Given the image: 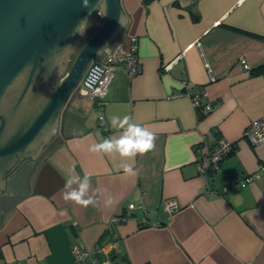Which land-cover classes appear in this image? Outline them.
Instances as JSON below:
<instances>
[{"label":"crops","instance_id":"1","mask_svg":"<svg viewBox=\"0 0 264 264\" xmlns=\"http://www.w3.org/2000/svg\"><path fill=\"white\" fill-rule=\"evenodd\" d=\"M120 7L127 22L112 46L136 37L139 70L128 78L118 65L99 105L71 94L57 141L26 165L0 214V264H76L73 245L112 249L111 233L117 257L132 264H264V142L242 136L253 121L264 132V74H250L264 65V0H120ZM196 92L211 107L201 118ZM126 115L155 135L131 176L118 167L131 161L88 150L118 136L110 119ZM220 137L235 150L203 176L196 147ZM70 175L90 176L95 205L63 200ZM165 199L178 203L173 214ZM129 203L131 216L110 225Z\"/></svg>","mask_w":264,"mask_h":264},{"label":"water","instance_id":"2","mask_svg":"<svg viewBox=\"0 0 264 264\" xmlns=\"http://www.w3.org/2000/svg\"><path fill=\"white\" fill-rule=\"evenodd\" d=\"M81 5L82 0H0V195L16 170L41 159L71 94L96 86L104 72L101 56L125 27L120 0ZM94 15L101 22L80 45Z\"/></svg>","mask_w":264,"mask_h":264},{"label":"built area","instance_id":"3","mask_svg":"<svg viewBox=\"0 0 264 264\" xmlns=\"http://www.w3.org/2000/svg\"><path fill=\"white\" fill-rule=\"evenodd\" d=\"M136 37H131L128 41V47L124 45L117 44L116 46L107 47L104 50V53L101 56L100 63L104 69V72L100 79L97 81L96 86L91 92H87L84 88L79 89V93L90 96L91 99H95L99 105L103 97L105 96L106 89L111 83V80L114 76L115 68L120 65L127 77H133L137 74L139 70V58L136 54L137 52V43ZM110 50V48H112ZM242 63L245 69H248V65L241 58L239 60ZM200 92L192 94V99L194 101L195 109L200 114H207L210 110V104L205 103L204 105L200 101L202 95H206L204 92L200 95ZM98 124L104 130L107 129L105 118L99 114L98 115ZM261 121H253L249 124L243 131L242 136L247 140L251 145L259 144L264 142V132L262 130ZM197 150V171L199 174L206 176L208 172L215 171L219 168L222 160L235 150V144L232 141H228L224 138H218V140L210 145L207 141L203 140L196 147ZM261 170L264 171V167H261ZM230 189L229 186L223 188V191L226 192ZM136 208L134 203L127 204L126 208L121 214H114L109 221L110 225H118L123 223L127 218L131 216V212ZM178 209V203L174 199H165L163 203V210L169 214H173V211ZM140 222L145 225H156L159 226L156 222H147L146 219H141ZM115 234L111 233L108 239L112 249H107L106 244L96 245L93 248L86 249L82 245H73L71 247V252L74 257V263L76 264H116L111 258L114 255L117 257L118 251L116 250V242L113 239ZM116 252L113 256L111 252Z\"/></svg>","mask_w":264,"mask_h":264},{"label":"clouds","instance_id":"4","mask_svg":"<svg viewBox=\"0 0 264 264\" xmlns=\"http://www.w3.org/2000/svg\"><path fill=\"white\" fill-rule=\"evenodd\" d=\"M81 6L89 8V0H82ZM106 12L107 6L105 14ZM83 23L84 21H81L80 25L74 29V35L77 34V29ZM110 124L113 128L120 130L119 135L105 138L101 142L91 145L88 149L89 152L104 155L116 153L119 157L131 161V163H123L118 167L122 168L127 175H138V170L134 169L135 157L153 150L155 147V135L148 128L133 122L132 118L127 115L123 118L118 116L111 117ZM73 185H76V187H73ZM65 187L67 190L63 193L64 201H71L85 208L96 204V201L87 195L90 188L89 175H84L83 178L79 175H70ZM108 203H111V201L109 200Z\"/></svg>","mask_w":264,"mask_h":264},{"label":"flooded vegetation","instance_id":"5","mask_svg":"<svg viewBox=\"0 0 264 264\" xmlns=\"http://www.w3.org/2000/svg\"><path fill=\"white\" fill-rule=\"evenodd\" d=\"M96 17L98 16H92L88 20L86 26L84 27L82 31L83 34L80 36V40H79L80 45L83 44L91 36L92 31H94L98 27L97 26L99 23L98 19L100 18L96 20ZM60 125H61V121H60ZM60 125H59V128H60ZM58 136H59V129L56 132V134L53 136V138L50 140L49 144H47V146L43 148V151L41 155L39 156V158H41L48 151V149L57 141ZM26 165L28 164L22 165L18 170H16L17 172L13 174L8 180L9 190H7L6 192L3 191L2 194L0 195V213H2L5 209L11 206L14 200V197H15L14 195L15 188L17 187V185H22L23 178L21 177L22 175H25L24 168H26Z\"/></svg>","mask_w":264,"mask_h":264},{"label":"trees","instance_id":"6","mask_svg":"<svg viewBox=\"0 0 264 264\" xmlns=\"http://www.w3.org/2000/svg\"><path fill=\"white\" fill-rule=\"evenodd\" d=\"M144 2H145V3H148V2H150V0H144ZM96 18H98V17H96ZM96 20H97V19H96ZM98 21H99V23H98L97 26H99V24H100V22H101L100 19H98ZM247 34H252V33L249 32V33H247ZM251 73H252V74H254V73H262V74H264V65H263L261 68H259V69L251 70L250 74H251ZM197 113H198V115H199V116H198L199 118H201V117L204 116L203 114H200L199 112H197ZM232 152H234V151H231V153H232ZM231 153L228 154L224 159H226L227 157H229V156L231 155ZM224 159H223V160H224ZM223 160H222V161H223ZM220 164H221V163H220ZM215 171H216V170H215ZM212 172H214V171H212ZM145 226H146V225H145ZM0 258H1V257H0ZM119 259H120L121 263H124V264H132V263L128 262V260L125 259L124 256H121ZM144 264H149V263H144Z\"/></svg>","mask_w":264,"mask_h":264},{"label":"rangeland","instance_id":"7","mask_svg":"<svg viewBox=\"0 0 264 264\" xmlns=\"http://www.w3.org/2000/svg\"><path fill=\"white\" fill-rule=\"evenodd\" d=\"M94 16H98V15H94ZM98 18H100L99 16H98ZM98 18H96V19H98ZM93 32V31H92ZM77 91H79V89L77 90ZM61 127V126H60ZM60 129V128H59Z\"/></svg>","mask_w":264,"mask_h":264}]
</instances>
